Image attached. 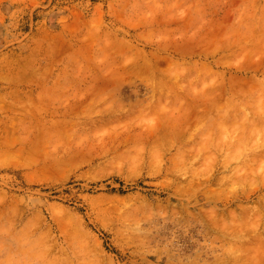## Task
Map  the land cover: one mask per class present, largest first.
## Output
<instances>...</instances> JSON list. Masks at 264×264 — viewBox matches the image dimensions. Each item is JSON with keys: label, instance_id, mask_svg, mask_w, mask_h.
<instances>
[{"label": "rangeland", "instance_id": "1", "mask_svg": "<svg viewBox=\"0 0 264 264\" xmlns=\"http://www.w3.org/2000/svg\"><path fill=\"white\" fill-rule=\"evenodd\" d=\"M0 264H264V0H0Z\"/></svg>", "mask_w": 264, "mask_h": 264}, {"label": "bare ground", "instance_id": "2", "mask_svg": "<svg viewBox=\"0 0 264 264\" xmlns=\"http://www.w3.org/2000/svg\"><path fill=\"white\" fill-rule=\"evenodd\" d=\"M221 86H222V85H221ZM232 86H233V85H232ZM215 87H216V86H215ZM217 87H218V86H217ZM225 88H226V87H225ZM234 88H235V87H234ZM215 89L220 90L219 87H218V88H215ZM221 89H222V88H221ZM232 89H233V87H232ZM232 89H231V90H232ZM218 90H217V91H218ZM224 90H226V89H224ZM221 91H223V90H221ZM243 91H244V90H243ZM232 92H233V91H232ZM206 95H208V94H206ZM218 95H219V94H218ZM218 95H217V99H219V98H218ZM221 95H222V94H221ZM232 95H234V94H232ZM214 97H215V96H214ZM214 97L212 96L213 99H214ZM207 98H208V97H206V99H205V100H202V101H203V102H204V101H205V102L209 101V100H210V99H209L210 97L208 98L209 100H208ZM211 100H212V99H211ZM211 100H210V101H211ZM197 101H198V100H197ZM197 101H196V102H197ZM214 101H217V100L214 99ZM214 101H213V102H209V105H210V104L212 105V104H214V103L216 104V102H214ZM192 102H193V101H192ZM192 102H191V103H192ZM194 102H195V101H194ZM199 103H201V102H199ZM192 104H193V103H192ZM192 104H191V105H192ZM194 104H195V103H194ZM205 104H206V107L209 106V105H207V103H204V104H201V105H200V106H202V107H203V105H204V109H203V108L200 109V111H201L202 109L204 110L203 113H201L202 111L199 112V111H198V108H199V107H196V106H195V107L197 108V109H195V110H197V112H198L197 114L200 113L199 116H200L201 114H205V115H206L207 109H208V111H209L210 108L205 109V108H206V107H205ZM198 106H199V105H198ZM210 107H211V106H210ZM192 108H194V107H192ZM205 110H206V112H205ZM210 110H212V108H211ZM189 111H190V110H189ZM190 112H191V111H190ZM190 112H189V115H190ZM193 112H196V111H194V109H193ZM204 112H205V113H204ZM209 112H210V111H209ZM191 113H192V112H191ZM210 113H211V112H210ZM194 114H195V113H194ZM197 114H196V115H197ZM207 114H208V113H207ZM212 114H213V113H212ZM257 114H258V115H259V114L261 115V112H259V113H257ZM185 115H187V117H188V113H187V114L185 113ZM262 115H263V114H262ZM190 116H191V115H190ZM201 116H202V115H201ZM203 116H204V115H203ZM212 116H213V115H212ZM262 117H263V116H262ZM184 118H185V117H184ZM202 118H203V117H202ZM205 118H206V117H205ZM188 119H189V118H188ZM185 120H186V119H185ZM188 121H189V120H188ZM262 121H263V120L261 119V122H262ZM225 122H226V121H225ZM220 123H221V122H220ZM220 123L218 124L219 127H220V128H224L225 126L223 125V126L221 127ZM223 123H224V122H222V124H223ZM226 126H227V125H226ZM256 127H257V126H255L254 128H256ZM254 128H253V129H254ZM224 129H225V128H224ZM250 131H251V130H250ZM244 134H245V132H244ZM245 135H246V134H245ZM245 135H244V136H245ZM242 136H243V135H242ZM243 179H245V178H243Z\"/></svg>", "mask_w": 264, "mask_h": 264}]
</instances>
